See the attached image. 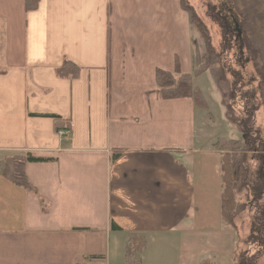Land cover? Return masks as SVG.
I'll return each mask as SVG.
<instances>
[{"label": "crops", "instance_id": "1", "mask_svg": "<svg viewBox=\"0 0 264 264\" xmlns=\"http://www.w3.org/2000/svg\"><path fill=\"white\" fill-rule=\"evenodd\" d=\"M191 35L179 0H0V264L229 261L224 149L155 81L194 71Z\"/></svg>", "mask_w": 264, "mask_h": 264}, {"label": "trees", "instance_id": "2", "mask_svg": "<svg viewBox=\"0 0 264 264\" xmlns=\"http://www.w3.org/2000/svg\"><path fill=\"white\" fill-rule=\"evenodd\" d=\"M179 1L188 14L192 30L191 45L195 69L190 74L178 75L156 70L158 95L162 99L189 97L195 107L205 108L208 105L203 93L194 83L195 77L208 71L216 83L227 82L228 91L224 96L227 98L226 95H229L232 99H227L228 102L225 103L226 118L243 132V137L239 140H224V152L220 161L222 183L220 214L222 220L232 227L237 238L234 240L229 264H264V130H249L245 133L247 130L245 126H240L245 120L247 125L251 123L253 116L248 114L253 112L247 109L254 106V101H249L255 96L248 91L239 93L238 89V85L240 88L244 86L243 64L251 63L256 72L252 79L258 80L256 88L252 91L256 94V100L261 105L264 115V0H219L215 4L207 5L206 16L218 26L220 33V42L216 48L211 44V36L206 25L199 19L193 7L187 0ZM37 4L38 0H24L26 11L34 10ZM194 31L205 41V55L199 53ZM229 50L234 52L231 55L236 54L234 62L239 67L238 71L232 69L231 57L227 54ZM78 72L79 68L67 60L55 69L56 76L60 78H74ZM236 91L239 99L244 101L245 109L242 108L241 112L234 114L232 110L234 104L230 102L234 101ZM235 118L240 121H236ZM115 156L117 155H113V158ZM26 158L29 161L45 160L31 156ZM39 200L45 210L44 200L42 198ZM245 211H248L249 224L246 236L240 240L241 234L238 233L240 224L237 225V222ZM239 243L243 249L238 247ZM143 246L144 240L139 238L130 251L132 264H139L137 256ZM199 264L214 262L203 259Z\"/></svg>", "mask_w": 264, "mask_h": 264}, {"label": "rangeland", "instance_id": "3", "mask_svg": "<svg viewBox=\"0 0 264 264\" xmlns=\"http://www.w3.org/2000/svg\"><path fill=\"white\" fill-rule=\"evenodd\" d=\"M219 0H187V3L193 7L196 14L198 15L199 19L206 25L208 32L211 36V44L213 47H218L220 42V33L218 31V26L212 22L206 16V7L209 4H215ZM193 35L197 38V46L200 54L205 55V41L200 37V35L194 31ZM231 49V48H229ZM233 50H235L233 48ZM233 51L227 53L229 57H231V63L234 70L238 71L239 67L236 66L234 59L236 58V54H233ZM230 63V64H231ZM218 66V65H217ZM245 68L242 70V76L244 81V86L240 88L238 85V89L240 90L239 93L243 92H250L252 95L254 94L255 97H252L249 102L254 101V106L247 109V111L253 112L252 114H248L252 117V121L249 125H247V120L240 124V126H245L247 129L244 131L245 133L249 130L251 131H263L264 130V115L262 112L261 105L256 100V94L252 91L256 88L258 84V80H254L256 76L255 70L252 68L251 63L245 62L243 64ZM195 85L201 90L203 93L207 107L202 108L200 106L196 107V115L198 117L197 127H201L202 133L205 136L204 139V147L206 149H215L223 148L224 140H231V139H241L243 137V132L237 127L236 124L230 123L226 118V105L225 103L228 102L227 99H232L231 96L226 95L225 98L224 94L227 89V82L216 83V81L211 77L208 71L203 72L202 74L198 75L194 79ZM236 96L234 98V106H232L233 113L236 114L237 112H241L242 108L245 109V105L243 104V100L239 99L238 92L236 91ZM232 116V115H230ZM236 119V118H235ZM236 121H240L236 119ZM199 129V128H198ZM215 150L210 151V153H206L205 158H210L212 155L215 156V162L217 159L219 160V154L214 152ZM240 224L238 228V233L241 234L239 239H243L247 232V227L249 224V217L248 211H245L240 217V221L237 222V225ZM241 229V231H240ZM240 231V232H239ZM245 231L242 237V232ZM233 239L236 240L235 234L233 232ZM240 249H243L242 244L239 243ZM229 264V261L226 262Z\"/></svg>", "mask_w": 264, "mask_h": 264}, {"label": "built area", "instance_id": "4", "mask_svg": "<svg viewBox=\"0 0 264 264\" xmlns=\"http://www.w3.org/2000/svg\"><path fill=\"white\" fill-rule=\"evenodd\" d=\"M57 133H58V135H61V136L67 135L69 133V127L66 126L65 128L59 130ZM92 264H105V263L103 262L102 258H100V259L96 258V259H94Z\"/></svg>", "mask_w": 264, "mask_h": 264}]
</instances>
